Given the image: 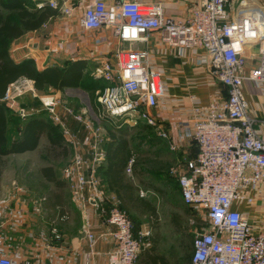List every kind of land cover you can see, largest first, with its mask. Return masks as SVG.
<instances>
[{
  "label": "built area",
  "instance_id": "1",
  "mask_svg": "<svg viewBox=\"0 0 264 264\" xmlns=\"http://www.w3.org/2000/svg\"><path fill=\"white\" fill-rule=\"evenodd\" d=\"M50 6L57 7L55 0ZM71 16L73 8H63ZM82 24L88 30L106 27L114 29L120 47L113 61L103 59L93 76L106 82L97 90L98 109L110 117H123L129 124L146 120L156 126L151 109L162 94L160 74L149 66L148 50H131L125 44L145 43L150 34L159 32L164 40L182 47H202L208 56V71L227 91L222 102H212L196 109L193 139L198 148L194 159L187 160L178 176L183 201L188 207H199L206 213L208 231L195 237L191 264H264V219L256 224L235 208L237 202L252 201L251 189L264 181V138L256 129V118L243 93L246 79L264 87V5L260 0H196L185 19L166 18L159 4L144 5L138 0H123L110 5L107 0H89ZM257 46V63L247 76L248 52ZM14 88L12 94L10 91ZM5 99L31 91L38 95L32 80L13 84ZM55 124L62 127L67 141L76 143L74 136L62 125L59 115L60 98H41ZM73 118L84 124L93 135L92 160L76 155L64 170L72 178L70 189L82 204H89L103 194L99 167L105 158L102 135L95 127L88 110L66 107ZM23 112V110H22ZM161 136L168 139V133ZM131 157L127 174L133 170ZM140 195L145 196L143 190ZM45 197L36 201L39 210ZM108 224L114 226V247L107 254V264H136L143 247H149L150 232L137 230L127 210L111 201L104 211ZM86 238L94 245L91 223L84 224ZM60 240L58 227L52 229ZM1 234V228H0ZM0 264H17L0 244ZM22 264H42L38 258L27 257ZM89 264V262L87 263Z\"/></svg>",
  "mask_w": 264,
  "mask_h": 264
},
{
  "label": "crops",
  "instance_id": "2",
  "mask_svg": "<svg viewBox=\"0 0 264 264\" xmlns=\"http://www.w3.org/2000/svg\"><path fill=\"white\" fill-rule=\"evenodd\" d=\"M49 1L26 0V4L31 9H39L46 5L50 6ZM55 1L58 5L53 8L58 9L59 14L52 16L39 29L27 31L15 39L10 45L11 55L16 62L32 60L40 70L48 66L65 67L70 61L83 60L86 62L84 81L90 83L94 79L97 81L96 86L101 85L96 87V95L97 90L104 88L106 82L95 78L94 70L103 59L113 61V54L120 47L118 38L113 28L88 30L83 26L82 17L89 0ZM121 1L123 0H107V3L114 5ZM138 1L144 5L159 4L166 18L185 19L196 0ZM63 8H73L74 13L68 16L62 11ZM125 47L131 50L147 49L149 66L160 74L162 94L158 96L156 105L150 110L156 120V126H150L161 140L157 144L165 146L162 151L165 157L171 158L173 162L171 164L178 165L176 171H180L187 160L194 159L198 154V148L193 139L196 109H203L212 102L224 101L227 95L226 88L208 71V56L202 47L173 45L164 40L157 31L150 34L147 42L137 43V45L125 44ZM255 63L251 57L248 59L245 76L256 65ZM80 89L85 92H81L78 99L70 97L69 100L88 105L89 92L86 87L66 88L63 92L49 90V94L61 100L64 92ZM242 89L249 103L250 113L257 119L256 129L264 138V87L258 81L246 79ZM69 96H72V93ZM4 101L11 111H14V106L20 103V99L19 101L4 99ZM81 110H87V107ZM25 112L26 110L22 108L17 112L18 115L9 116V129L14 118L16 123L22 124L30 115L35 114L26 115ZM59 115L62 125L76 140V143L71 145L62 131L69 148L67 157L56 160L47 157L44 147L48 144V138L45 135H42L36 149L5 156L7 163L11 157L21 163L13 167H7L8 164H6L2 175L0 244L5 248L7 255L17 263L27 257H35L42 264H87L88 262L89 264H107V254L114 247L115 242L112 237L114 226L107 223L104 211L111 201L118 203L119 201L115 193L110 192L106 185L103 187L102 197L97 200L92 199L89 204L80 203L78 197L72 193L70 189L72 178L65 175L64 170L73 162L76 155H82L88 161L92 160L91 147L94 138L84 124H78L67 112L66 106L59 107ZM95 117L100 122V119ZM141 122L147 123L145 119ZM60 128L62 130L61 126ZM102 129H100L103 140L101 146L105 154L109 135L105 129L102 132ZM162 132H167L169 138L162 137ZM13 136L9 132L8 140L11 141ZM105 165L104 158L100 163L99 173ZM43 167H52L58 178L65 184L64 188L57 189L47 181L42 174ZM11 169L16 171L17 175L13 174L9 177L7 171ZM172 171L175 169L172 168ZM100 177L103 181L101 174ZM34 188H39L37 193ZM248 194L252 201L237 202L235 208L240 210L250 223L256 224L264 219V181L256 189L249 190ZM42 197L46 200L38 210L36 201ZM60 207L64 209L62 214L59 213ZM86 221L91 223V231L95 235L92 247L91 241L86 238L84 232ZM54 226L59 229L60 240L54 239L52 233ZM16 252L19 253L16 254Z\"/></svg>",
  "mask_w": 264,
  "mask_h": 264
},
{
  "label": "trees",
  "instance_id": "3",
  "mask_svg": "<svg viewBox=\"0 0 264 264\" xmlns=\"http://www.w3.org/2000/svg\"><path fill=\"white\" fill-rule=\"evenodd\" d=\"M57 14L59 10L48 5L31 9L27 6L26 0H0V180L6 167L4 157L12 153L36 149L42 135L48 138V144L44 147L47 157L56 160L69 155V148L60 126L46 114L30 115L22 124L17 123L14 133L11 132L9 116H12L13 111L4 99L13 84L24 79L32 80L39 92L49 90L63 92L66 88L81 86L94 89L91 81V84L89 81H84L86 62L83 60L70 61L65 67L48 66L40 70L32 60L16 62L11 55L10 45L15 39L27 31L39 29ZM126 123L122 127L107 128L109 139L105 153L106 165L100 171L103 184L110 192L115 193L119 205L129 214L145 216L150 220L153 219V223L155 221L157 223L156 206L148 198L140 195L138 183L135 179L129 178L125 172L133 155L126 129L128 123ZM9 132L14 135L11 141L7 138ZM42 174L57 189L64 188L65 184L58 178L52 167H43ZM55 197L57 198V195ZM63 212L64 209L60 207L59 213ZM197 227L200 229L208 227V222H201ZM189 237L194 250L195 237L192 234ZM154 244L152 250H146V248L140 252L136 264H170L168 259L156 252V238ZM191 259L192 254L186 256L184 264H191Z\"/></svg>",
  "mask_w": 264,
  "mask_h": 264
},
{
  "label": "rangeland",
  "instance_id": "4",
  "mask_svg": "<svg viewBox=\"0 0 264 264\" xmlns=\"http://www.w3.org/2000/svg\"><path fill=\"white\" fill-rule=\"evenodd\" d=\"M254 2L257 3V0H254ZM260 2L264 5V0H260ZM257 49V46H255L247 53L249 58L251 57L256 63ZM96 82L97 81L93 79L92 87L94 89L101 86L99 84L96 86ZM13 89L14 88L12 87L10 94L14 91ZM94 89L88 88V105L79 103V101L69 100L70 97H72V99H78V95H80L81 92H85L81 89L67 93L64 92L61 95V105L70 107L74 110H81L83 107H87L89 116H94L92 118L94 119L93 122L95 123V126L103 128L102 132L104 129L107 131V128L109 127H122V125L125 124L126 119L123 117L107 116L106 113L98 109L97 96L95 95ZM71 93L72 96H69ZM47 95H50L49 91L39 92L38 95H33L31 91H27L20 96H17L16 100L19 101L20 99V103L14 106V113L11 112L12 116L18 115L19 113L17 112L19 109L21 110L24 108L26 110V115L29 113H43L50 118L48 112L43 109L41 101V98ZM35 110L38 112H34ZM95 116L100 119V122ZM141 121L142 120H139L137 123L131 122V124L128 123V127L126 128L129 134L128 139L133 154L132 158L134 159L132 173L127 174V176L136 180L139 189H142L145 193L144 197L148 198L156 206L158 222L155 223V221V225L153 219L150 220L149 218L138 214H130V216L137 230L150 232L149 241L151 242V245L149 247H143L141 251L146 248V250H152L156 238L157 253L168 259L170 264H184L185 257L193 252L189 236L192 234L196 237L201 232L209 230L208 227L202 229L197 227L201 222L207 221L206 213L203 209L197 206L188 207L185 205L178 185V176L172 171V168L176 170L178 165H172L171 163L173 162L171 161V158L165 157L164 152H162L165 146L163 144H157L161 140L157 137L152 126ZM16 126L17 123L14 118L11 127L12 133H14ZM19 163H21V161H16L14 157L9 159V163L6 161V164H8L7 167H13ZM7 172L9 177L13 174L17 175V172L12 169ZM40 187H42V185ZM37 190H39V188H36L34 191L37 193ZM12 247L15 246L12 245ZM17 253L19 252H16V254ZM22 263L23 261L17 264Z\"/></svg>",
  "mask_w": 264,
  "mask_h": 264
}]
</instances>
